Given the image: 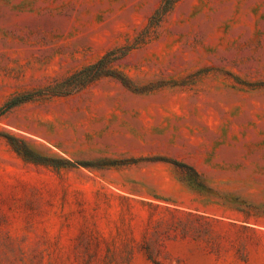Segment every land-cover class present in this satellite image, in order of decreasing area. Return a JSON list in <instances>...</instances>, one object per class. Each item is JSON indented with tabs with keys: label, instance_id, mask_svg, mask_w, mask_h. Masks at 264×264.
Here are the masks:
<instances>
[{
	"label": "rangeland",
	"instance_id": "obj_1",
	"mask_svg": "<svg viewBox=\"0 0 264 264\" xmlns=\"http://www.w3.org/2000/svg\"><path fill=\"white\" fill-rule=\"evenodd\" d=\"M0 264H264V0H0Z\"/></svg>",
	"mask_w": 264,
	"mask_h": 264
},
{
	"label": "trees",
	"instance_id": "obj_2",
	"mask_svg": "<svg viewBox=\"0 0 264 264\" xmlns=\"http://www.w3.org/2000/svg\"><path fill=\"white\" fill-rule=\"evenodd\" d=\"M170 161H172V163L175 164L176 166L187 167L185 164H183L177 160H170Z\"/></svg>",
	"mask_w": 264,
	"mask_h": 264
}]
</instances>
